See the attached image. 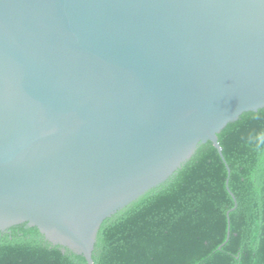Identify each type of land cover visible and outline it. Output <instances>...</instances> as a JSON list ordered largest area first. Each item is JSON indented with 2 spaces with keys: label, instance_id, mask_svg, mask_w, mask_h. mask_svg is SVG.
<instances>
[{
  "label": "water",
  "instance_id": "obj_1",
  "mask_svg": "<svg viewBox=\"0 0 264 264\" xmlns=\"http://www.w3.org/2000/svg\"><path fill=\"white\" fill-rule=\"evenodd\" d=\"M263 108L264 0H0V233L94 264L105 220Z\"/></svg>",
  "mask_w": 264,
  "mask_h": 264
},
{
  "label": "trees",
  "instance_id": "obj_2",
  "mask_svg": "<svg viewBox=\"0 0 264 264\" xmlns=\"http://www.w3.org/2000/svg\"><path fill=\"white\" fill-rule=\"evenodd\" d=\"M100 227L94 264H264V108ZM0 264H87L36 227L0 233Z\"/></svg>",
  "mask_w": 264,
  "mask_h": 264
}]
</instances>
